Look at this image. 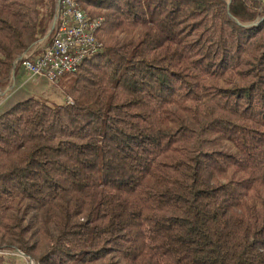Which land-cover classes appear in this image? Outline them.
I'll return each mask as SVG.
<instances>
[{"label":"trees","instance_id":"16d2710c","mask_svg":"<svg viewBox=\"0 0 264 264\" xmlns=\"http://www.w3.org/2000/svg\"><path fill=\"white\" fill-rule=\"evenodd\" d=\"M79 2L57 104L7 89L58 0H0V264H264V0Z\"/></svg>","mask_w":264,"mask_h":264},{"label":"built area","instance_id":"2783aa9c","mask_svg":"<svg viewBox=\"0 0 264 264\" xmlns=\"http://www.w3.org/2000/svg\"><path fill=\"white\" fill-rule=\"evenodd\" d=\"M103 21L101 17L90 19L79 0H58L52 40L46 47H36L24 53L20 60L23 71L30 80L49 82H57L64 75L75 73L86 59L101 50L97 33ZM68 103H73L71 98Z\"/></svg>","mask_w":264,"mask_h":264},{"label":"rangeland","instance_id":"374dc122","mask_svg":"<svg viewBox=\"0 0 264 264\" xmlns=\"http://www.w3.org/2000/svg\"><path fill=\"white\" fill-rule=\"evenodd\" d=\"M44 45L45 44L43 43V44L37 45L36 47L37 49H40V47L43 48ZM19 88L20 90L25 89L28 92L36 95V97L45 99L46 101H49L51 103H57V104L68 103L69 98H71L64 94L63 89H62V82L60 80L57 82H49L45 79L30 80L29 75L26 74L24 71L22 72V75L19 81L17 78L15 79L14 76H11V83L7 90L17 91ZM3 254L15 256L16 258L15 264H35V261L30 256L24 254L23 252L21 253V252H10V251L6 252L5 251L3 252Z\"/></svg>","mask_w":264,"mask_h":264},{"label":"water","instance_id":"95a60500","mask_svg":"<svg viewBox=\"0 0 264 264\" xmlns=\"http://www.w3.org/2000/svg\"><path fill=\"white\" fill-rule=\"evenodd\" d=\"M53 29H54V24H53V26L51 27V30L49 31V33H48V35H47L46 37H48V36L52 33ZM23 55H24V54H23ZM23 55L17 60V62L15 63V67H16V65L20 62V60L23 58Z\"/></svg>","mask_w":264,"mask_h":264}]
</instances>
